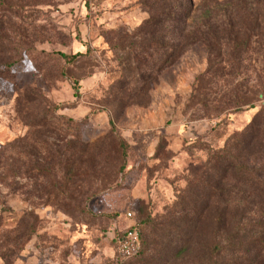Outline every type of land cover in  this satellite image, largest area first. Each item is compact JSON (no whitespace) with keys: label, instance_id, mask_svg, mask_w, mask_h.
Masks as SVG:
<instances>
[{"label":"rangeland","instance_id":"374dc122","mask_svg":"<svg viewBox=\"0 0 264 264\" xmlns=\"http://www.w3.org/2000/svg\"><path fill=\"white\" fill-rule=\"evenodd\" d=\"M194 1L187 35L223 10L254 11L238 18L252 33L231 46V63L197 44L158 71L160 29L151 36L144 24L161 0H0V264H195L192 229L161 232L195 200V163L206 159H195V142L241 150L264 176V123L249 134L264 114V0ZM151 66L153 78L134 79ZM222 185L243 191L210 207L225 229L264 224L250 189ZM113 225L140 228L138 257L107 238ZM225 236L208 219L197 242L212 250Z\"/></svg>","mask_w":264,"mask_h":264},{"label":"trees","instance_id":"16d2710c","mask_svg":"<svg viewBox=\"0 0 264 264\" xmlns=\"http://www.w3.org/2000/svg\"><path fill=\"white\" fill-rule=\"evenodd\" d=\"M161 5L160 13L151 15V18L144 24L146 30L153 33L150 34L151 36H154L157 29H160L161 37L156 38L154 36L152 39L153 46L157 47L153 54L160 55L158 71L173 67L197 44H204L210 54H216L220 58L224 56L228 59V63H231L237 58L230 52L231 46L235 44V50L238 46V48L246 47V40L242 42L239 38L241 34L249 38L252 33L250 28L248 32L247 18L243 23L238 21V18L245 16L247 11L250 15H253L254 11L251 6L242 11L238 9L237 13H235V10H223L220 16L215 17V20L208 17L196 30L187 35L186 31L192 25L190 21L194 15L195 1L161 0ZM155 6L156 3L151 5V14ZM226 51L229 52L228 55H225ZM143 52L146 51L143 50ZM144 54L146 55V53ZM85 56L81 53L75 56L60 54V57L67 63L83 59ZM155 74L154 66H151L147 70L138 72L134 79L145 82L147 79L153 78ZM76 87L78 91V82H76ZM261 116H257L249 128V134L252 138L257 137L261 132L264 114H261ZM118 143L122 148L121 171H125L128 161V155L125 152L126 143L119 138ZM242 153L241 150H235L234 152L228 146L221 150H215L201 142H195V159H202V155L206 156L204 161H200L199 164L195 163V181L191 182V187L195 185V200H191L190 207L187 210L183 209L185 203L182 202L180 205L182 207L181 218H174L172 221L165 223L161 231L163 237L173 239L175 237L173 232L180 224L184 225L185 235L188 234L189 229H192L195 232V248L200 253L195 264H264V224H259L251 228L250 231H246L248 228L242 227L241 223L238 224L232 218L231 222L234 221L235 226L238 225L236 227L228 226L225 229L224 227L228 223L225 215L218 211H215L218 214L214 215L210 211L213 202L225 203L230 206V203L236 199L238 200L239 197L242 198L243 191H238L241 195L236 196V192L230 190L228 186L223 187L222 183H225L227 177L233 178L236 184L250 189L255 196L254 198L259 203L264 204V183L261 180L264 176L256 170L254 157L242 156ZM59 156L60 154L57 157L59 158ZM59 163L61 164L60 160ZM188 184L190 185V182ZM208 219L218 229V235L220 231L221 235L226 234L225 239L217 241L212 250L202 246L204 243L202 238L199 237V242H197L198 234L201 233ZM132 229L137 230L140 234V250L132 257L136 258L142 253L146 241L144 242L143 234L138 226H133ZM251 232L253 235L249 237ZM125 233L126 231L121 232L119 230L120 237ZM176 237H180V235ZM112 242L117 246L116 242ZM223 242L227 244L224 245ZM198 244L200 247L197 246Z\"/></svg>","mask_w":264,"mask_h":264},{"label":"built area","instance_id":"2783aa9c","mask_svg":"<svg viewBox=\"0 0 264 264\" xmlns=\"http://www.w3.org/2000/svg\"><path fill=\"white\" fill-rule=\"evenodd\" d=\"M127 217L132 219V214L129 213ZM107 238L116 242L119 252L126 258L134 257L140 250V234L132 228L120 237L118 226L113 225L107 233Z\"/></svg>","mask_w":264,"mask_h":264}]
</instances>
